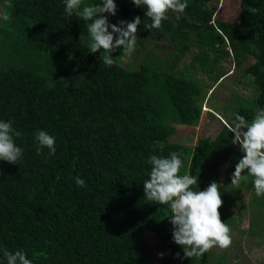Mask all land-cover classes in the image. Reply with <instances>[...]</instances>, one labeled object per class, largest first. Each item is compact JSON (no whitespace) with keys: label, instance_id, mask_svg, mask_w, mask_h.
Returning <instances> with one entry per match:
<instances>
[{"label":"trees","instance_id":"trees-1","mask_svg":"<svg viewBox=\"0 0 264 264\" xmlns=\"http://www.w3.org/2000/svg\"><path fill=\"white\" fill-rule=\"evenodd\" d=\"M221 1L234 18L218 15ZM115 3L116 15L104 14L109 23L140 16L136 35L156 41L161 60L150 55L140 67H127L118 57L121 46L109 67L99 59L102 50L88 51L86 24L65 13L64 0L0 2V14H11L10 21L0 16V120L21 133L14 141L23 149L18 163L0 161V264H7L4 249H23L33 264H225L211 249L200 258H178L183 249L172 236L162 257L142 242L144 228L173 229L169 207L149 203L143 182L149 156L181 152L179 175L198 176L194 191L218 182L221 221L239 227L242 212L227 213L240 192L230 183L244 153L232 143L228 125L236 114L251 122L264 110V0H187L179 19L169 11L162 28L153 30L144 28L151 22L144 7ZM189 53L191 61L181 65ZM231 55L238 80L254 95L237 94L231 124L222 123L214 139L199 136L193 146L184 137H193L206 100L194 72L209 74L214 90L229 74L220 62ZM38 130L55 137L54 155L46 147L37 154ZM77 176L86 186L76 185ZM252 180L242 183L255 194ZM253 226L252 220L248 229Z\"/></svg>","mask_w":264,"mask_h":264},{"label":"clouds","instance_id":"clouds-1","mask_svg":"<svg viewBox=\"0 0 264 264\" xmlns=\"http://www.w3.org/2000/svg\"><path fill=\"white\" fill-rule=\"evenodd\" d=\"M136 7H144V16L150 23H144V28L161 29L162 21L168 19L169 11L176 14L177 19L188 6L187 0H131ZM65 13L75 15L84 21L89 36L87 49L91 53L102 50L99 59L111 67L116 61L113 53L122 46L123 52L118 56L125 59L132 51L137 40L138 25L141 17L136 16L132 21L121 20L118 24H110L108 16L116 15L115 0H102L101 3L84 5L82 0H64ZM11 7V5H9ZM252 14L257 12L255 7L248 9ZM4 21L11 20L7 11L0 14ZM111 28V31H109ZM115 37V38H114ZM246 129V130H245ZM228 130L234 133L232 143L239 145L244 153L235 165L231 176V185L239 189L242 181L246 182L251 176L255 194L264 196V110L258 111L251 122L244 116L236 114L234 121L228 125ZM21 133L13 128L11 121L0 120V161L16 164L20 161L23 149L15 144L14 138ZM38 144L37 154L46 147L49 155H54L55 137L48 132L38 130L34 137ZM183 153L173 151L167 157L151 155L147 163L151 165L149 178L143 182L144 197L149 203L167 205L170 209V223L173 226L172 239L183 249L180 259L200 258L213 247L227 249L232 241L230 227L221 221L219 208L223 201L218 182H211L204 190L194 191L192 186L198 184V176L186 173L179 175L182 167ZM245 170H247L246 175ZM75 183L83 187L85 181L77 176ZM161 257L163 253L159 254ZM7 264H33L23 249L10 252L3 250Z\"/></svg>","mask_w":264,"mask_h":264},{"label":"rangeland","instance_id":"rangeland-1","mask_svg":"<svg viewBox=\"0 0 264 264\" xmlns=\"http://www.w3.org/2000/svg\"><path fill=\"white\" fill-rule=\"evenodd\" d=\"M1 6H6L9 0H2ZM224 2L221 1L220 7L223 6ZM84 5H87L84 0ZM92 5V3L90 4ZM219 16H228V18H234L236 16L235 11L221 10L218 13ZM111 31V28H109ZM115 38V37H114ZM165 41V43H164ZM161 41V43L169 44L167 40ZM123 51V49H122ZM122 54V53H121ZM150 55L156 57L157 60L163 58L161 53H158L156 48V41H152L151 37H137L134 51H132L125 59L123 64L127 67L135 68L140 67L142 63L149 62ZM213 56V53H210ZM192 54L182 59L181 65L191 61ZM234 56L231 55L228 60L226 57L220 62L226 70H229L228 76L221 82L218 83L214 90H211L214 80L212 77L203 73L200 69H196L194 72V78L200 80L205 88L206 100L203 103L202 110L205 116L202 117L200 123L195 127L193 137L185 136L184 140L191 145L197 144L198 138L201 135H206L214 139L221 130L222 123L231 124L232 109L236 105V95L240 94L247 99H251L254 95L253 88L244 82H240L237 77V69ZM157 62V61H156ZM154 63V67L156 64ZM246 62V65H248ZM235 70L234 74H231ZM214 91V92H213ZM213 92V94H212ZM212 94V95H211ZM208 98V100H207ZM226 108V110H224ZM212 109L215 111L213 112ZM213 112L216 114L215 117L206 116V113ZM233 122V121H232ZM246 130V129H245ZM227 176V163L221 168L219 173L220 181L223 183ZM241 182L240 192L234 205L228 210L229 216H236L239 212H242V220L239 223V227H230L231 245L227 249H221L219 247H213L212 251L214 260H224L225 264H264V196L257 197L253 190L244 186ZM253 220L254 226L250 230L249 224ZM254 231V233H253ZM257 231V232H256ZM145 234H141V241L152 247L155 253L159 254L164 250L165 240H169L172 234L164 229L161 231L155 228H144ZM258 233L263 234L262 236ZM155 264V261H153Z\"/></svg>","mask_w":264,"mask_h":264}]
</instances>
